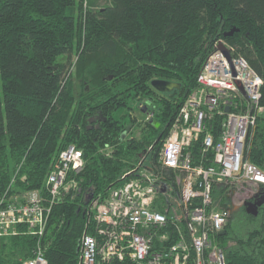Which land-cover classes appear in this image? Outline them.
Wrapping results in <instances>:
<instances>
[{
  "label": "trees",
  "instance_id": "1",
  "mask_svg": "<svg viewBox=\"0 0 264 264\" xmlns=\"http://www.w3.org/2000/svg\"><path fill=\"white\" fill-rule=\"evenodd\" d=\"M84 3L0 0V199L32 189L47 198V177L70 144L86 160L76 176L80 190L54 203L40 238L48 264H79L92 196L118 185L149 145L160 146L218 41L235 47L263 78L264 106V0ZM154 79L180 87L160 92ZM139 100L155 106L158 126L134 112ZM107 145L115 147L112 156L100 151ZM246 157L264 170V113L250 129ZM214 194L222 207L230 204L223 186ZM225 229L219 242L227 264H264V205L256 216L243 208L231 213ZM17 230L0 236V264L33 256L38 236L26 223Z\"/></svg>",
  "mask_w": 264,
  "mask_h": 264
},
{
  "label": "built area",
  "instance_id": "2",
  "mask_svg": "<svg viewBox=\"0 0 264 264\" xmlns=\"http://www.w3.org/2000/svg\"><path fill=\"white\" fill-rule=\"evenodd\" d=\"M262 85L263 78L235 47L218 41L160 146L149 145L118 185L92 196L79 264H227L219 232L231 206L264 190V170L246 157L250 129L264 113ZM149 104L134 105L135 113H145L144 121L154 120ZM100 151L112 156L114 146ZM85 165L83 150L70 144L47 177V198L32 189L7 191L0 199V236L18 234L20 223L38 236L33 256L22 264H48L40 238L54 203L80 190L76 176ZM220 186L231 201L226 207L214 194Z\"/></svg>",
  "mask_w": 264,
  "mask_h": 264
},
{
  "label": "water",
  "instance_id": "3",
  "mask_svg": "<svg viewBox=\"0 0 264 264\" xmlns=\"http://www.w3.org/2000/svg\"><path fill=\"white\" fill-rule=\"evenodd\" d=\"M236 31V28H232L230 31L226 32V36L232 35ZM219 48L226 52L228 55V51L225 49L224 45H219ZM152 86L157 89L160 92H170L175 88L180 87V83L169 81V80H163V79H154L151 82ZM228 110V108H227ZM103 120L106 119V117L101 118ZM156 126L159 125L156 120L152 121ZM264 205V192H261L260 194H257L252 198L251 200H246L242 206L246 207V211L249 214L258 215L259 208ZM241 208V206H238L237 208ZM227 233L226 229H223L219 232V235H225Z\"/></svg>",
  "mask_w": 264,
  "mask_h": 264
},
{
  "label": "rangeland",
  "instance_id": "4",
  "mask_svg": "<svg viewBox=\"0 0 264 264\" xmlns=\"http://www.w3.org/2000/svg\"><path fill=\"white\" fill-rule=\"evenodd\" d=\"M99 3L100 4H104L105 3V0H99ZM77 49H75L74 50V53H73V57H72V60H73V62H76L77 61ZM65 59H67V57L65 56V55H63V56H60L59 58H58V60H60V61H63V60H65ZM149 106L153 109L155 106L153 105H151V104H149ZM140 130L138 129L137 130V132L135 133V135H137V136H140L139 134H140ZM100 149H102V148H100ZM114 149H115V147H114ZM231 202V201H230ZM236 207H238L237 205H236ZM237 209H240V207L239 208H236V210Z\"/></svg>",
  "mask_w": 264,
  "mask_h": 264
},
{
  "label": "flooded vegetation",
  "instance_id": "5",
  "mask_svg": "<svg viewBox=\"0 0 264 264\" xmlns=\"http://www.w3.org/2000/svg\"><path fill=\"white\" fill-rule=\"evenodd\" d=\"M93 119H94V120H92V123L94 122L95 125L98 126L99 124L97 123V118L94 117ZM250 200H251V199H250ZM236 208H237V207L233 204V205L231 206V213H234L235 211L240 210V209H242V208L246 210V207H245V206H241V208H240V209H237V210H236ZM261 208H262V207L259 208V211H261Z\"/></svg>",
  "mask_w": 264,
  "mask_h": 264
}]
</instances>
